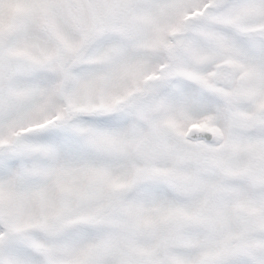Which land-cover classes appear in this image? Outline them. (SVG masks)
Here are the masks:
<instances>
[{"label":"snow or ice","instance_id":"obj_1","mask_svg":"<svg viewBox=\"0 0 264 264\" xmlns=\"http://www.w3.org/2000/svg\"><path fill=\"white\" fill-rule=\"evenodd\" d=\"M0 264H264V0H0Z\"/></svg>","mask_w":264,"mask_h":264}]
</instances>
